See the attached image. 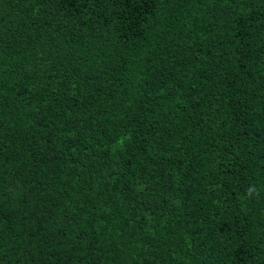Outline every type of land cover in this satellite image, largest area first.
<instances>
[{
    "label": "trees",
    "instance_id": "obj_1",
    "mask_svg": "<svg viewBox=\"0 0 264 264\" xmlns=\"http://www.w3.org/2000/svg\"><path fill=\"white\" fill-rule=\"evenodd\" d=\"M0 264H264V0H0Z\"/></svg>",
    "mask_w": 264,
    "mask_h": 264
},
{
    "label": "clouds",
    "instance_id": "obj_2",
    "mask_svg": "<svg viewBox=\"0 0 264 264\" xmlns=\"http://www.w3.org/2000/svg\"><path fill=\"white\" fill-rule=\"evenodd\" d=\"M252 191H254V189H251V188H250V189H249V192H252Z\"/></svg>",
    "mask_w": 264,
    "mask_h": 264
}]
</instances>
